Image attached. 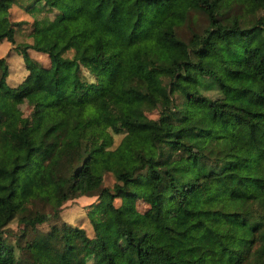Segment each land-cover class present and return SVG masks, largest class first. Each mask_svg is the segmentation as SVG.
Wrapping results in <instances>:
<instances>
[{
    "label": "trees",
    "instance_id": "1",
    "mask_svg": "<svg viewBox=\"0 0 264 264\" xmlns=\"http://www.w3.org/2000/svg\"><path fill=\"white\" fill-rule=\"evenodd\" d=\"M2 39L27 72L8 83L0 55V264H264V0H0ZM135 48L154 84L125 69ZM82 194L91 234L71 240L55 214ZM176 203L189 215L166 229L198 236L170 250L138 234Z\"/></svg>",
    "mask_w": 264,
    "mask_h": 264
},
{
    "label": "rangeland",
    "instance_id": "2",
    "mask_svg": "<svg viewBox=\"0 0 264 264\" xmlns=\"http://www.w3.org/2000/svg\"><path fill=\"white\" fill-rule=\"evenodd\" d=\"M11 17L13 19L25 18L29 22L22 23L19 30L16 33L17 40H30L28 32L30 30V21L32 17L28 15L23 9L12 6ZM202 21V20H201ZM33 56L39 58L42 61L47 60L45 53L38 52L34 49H30ZM72 49L67 50V54L71 55ZM0 55H4L8 62L9 72L7 75V82L10 84H17L26 74L27 69L25 67L21 54L14 48L12 43L7 39L0 40ZM124 67L125 69L142 75L150 84H154L156 81V72L149 67L148 62L143 57L142 52L135 48L130 49L124 56ZM29 105L25 99H21L17 102L13 112H11L3 121V123L15 131H19L20 125L24 114L29 110ZM150 114H154L151 112ZM106 124L113 134V142L119 140L122 134L121 128L124 127V122L115 118H107ZM113 176L110 172L107 173L105 181L110 183L113 180ZM124 198L118 196L114 198L115 204H120ZM96 200L94 194H82L65 200L60 209L56 212L57 221L62 223V228L69 239H74L76 236L81 235V232L77 227L85 228L87 234H91V223L89 220V211L93 209V202ZM139 207H143L142 202H137ZM96 215H99L96 213ZM189 213L184 210L178 204L173 206L168 211L167 215L160 221H155L150 226L139 225L137 226V232L143 238H149L155 243L165 246L170 250L175 249L180 245L187 244L190 239L198 236L201 233L200 227L193 224L185 229L171 234L167 229L166 225L177 223L179 221L184 222L188 217ZM13 227H16L15 221L10 223ZM42 228L47 227V222L41 225ZM128 261H132V257L128 258ZM150 264H177L170 257L166 256L161 250H158L152 258H149Z\"/></svg>",
    "mask_w": 264,
    "mask_h": 264
}]
</instances>
